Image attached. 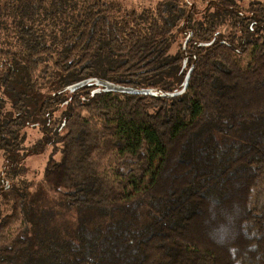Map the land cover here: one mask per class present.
<instances>
[{"label": "trees", "instance_id": "trees-1", "mask_svg": "<svg viewBox=\"0 0 264 264\" xmlns=\"http://www.w3.org/2000/svg\"><path fill=\"white\" fill-rule=\"evenodd\" d=\"M125 1L0 0V264H264V0Z\"/></svg>", "mask_w": 264, "mask_h": 264}, {"label": "rangeland", "instance_id": "rangeland-1", "mask_svg": "<svg viewBox=\"0 0 264 264\" xmlns=\"http://www.w3.org/2000/svg\"><path fill=\"white\" fill-rule=\"evenodd\" d=\"M138 1L139 0H133L132 2H134L137 5ZM153 1L154 0H144V1L140 0L139 2L140 4L138 5V7H148L150 6V2H153ZM197 1L198 0H182V2H185V4L186 3L189 4L190 2H197ZM250 1L252 0H240V2L243 5H247ZM258 1H262V0H258ZM124 3L126 6H128L129 3L131 2L128 3V1L126 0ZM181 42H182V38H179L178 41L172 47V53H175L179 49V44H181ZM254 50H255V46L251 47L243 57V63L246 67L249 65L251 61ZM27 131L29 135L23 145L25 146L26 149H28V153L26 154V158L24 160V171L19 172L20 176H14V177L11 176L13 179L7 176V184L9 183V181L10 182L12 181L11 184H13L14 182H17L18 180L26 181L27 182L26 184H29V187L26 189L28 201L34 202L36 204L37 203L42 204L46 200L48 201L51 198H55V195L50 194V192L46 188V185L43 182V172L47 164L46 163L47 159L51 153L55 154V150L53 149V147L49 146V147H46L42 153L33 154L32 148L37 142L39 132L36 129H27ZM59 159H60V154L57 153L55 155V160H59ZM2 170H3V162L2 160H0V174L4 176V174L1 173ZM261 185L264 191V179L261 180ZM1 197H3V195H1ZM62 211L63 210H61V212ZM68 215L73 216V213L70 212L68 213ZM66 219L69 220L67 215H65L64 217L62 216L55 217V222L59 223L62 220H66ZM34 237H35V233H34ZM41 240L43 242L48 241V239L44 237ZM31 243H32L31 245L32 251H34V249H37L40 246L39 242L32 241ZM34 252H38V251H34Z\"/></svg>", "mask_w": 264, "mask_h": 264}, {"label": "water", "instance_id": "water-1", "mask_svg": "<svg viewBox=\"0 0 264 264\" xmlns=\"http://www.w3.org/2000/svg\"><path fill=\"white\" fill-rule=\"evenodd\" d=\"M189 36H190V34L188 35V37ZM188 37L184 40L183 45H182V51H183V55H184L183 66H185V64L187 62V56L185 53V48H186V44L188 41ZM192 69H193V65L188 69V71L184 77L182 88L180 90L174 91V92H156V91H153L151 89L129 88V87L116 85V84L110 83L108 81L99 80V79L94 80V82L96 83V85L98 87H102L105 91L118 92V93L129 94V95H149V96H153V97L160 96L163 98H174V97H178V96H180L186 92V90L188 88L189 79H190ZM92 81H93L92 79H88V80H83V81L77 82L75 84H72V85L66 87L63 91L74 92V91L78 90L79 88L85 86L86 84L91 83Z\"/></svg>", "mask_w": 264, "mask_h": 264}]
</instances>
